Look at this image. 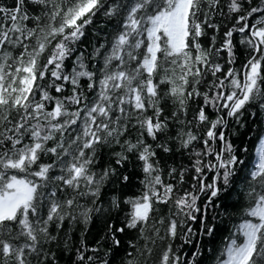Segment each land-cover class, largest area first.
<instances>
[{
    "label": "snow or ice",
    "instance_id": "1",
    "mask_svg": "<svg viewBox=\"0 0 264 264\" xmlns=\"http://www.w3.org/2000/svg\"><path fill=\"white\" fill-rule=\"evenodd\" d=\"M0 264H264V0H0Z\"/></svg>",
    "mask_w": 264,
    "mask_h": 264
},
{
    "label": "trees",
    "instance_id": "2",
    "mask_svg": "<svg viewBox=\"0 0 264 264\" xmlns=\"http://www.w3.org/2000/svg\"><path fill=\"white\" fill-rule=\"evenodd\" d=\"M240 222H241V220H240L239 215L234 216L232 218V220L228 222L227 230L226 231H222L216 237V245H217V247L222 246L224 238L229 235V232H234L235 231V228L233 227V225H238Z\"/></svg>",
    "mask_w": 264,
    "mask_h": 264
}]
</instances>
